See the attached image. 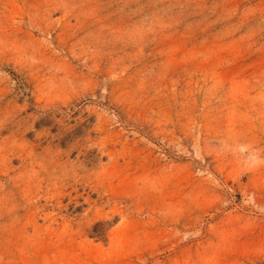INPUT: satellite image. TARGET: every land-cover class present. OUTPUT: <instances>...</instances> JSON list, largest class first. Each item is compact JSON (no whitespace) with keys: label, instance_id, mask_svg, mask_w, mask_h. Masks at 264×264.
<instances>
[{"label":"rangeland","instance_id":"rangeland-1","mask_svg":"<svg viewBox=\"0 0 264 264\" xmlns=\"http://www.w3.org/2000/svg\"><path fill=\"white\" fill-rule=\"evenodd\" d=\"M0 264H264V0H0Z\"/></svg>","mask_w":264,"mask_h":264}]
</instances>
